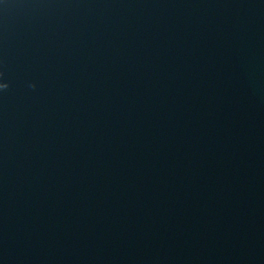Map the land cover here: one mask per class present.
<instances>
[{
    "label": "water",
    "instance_id": "obj_1",
    "mask_svg": "<svg viewBox=\"0 0 264 264\" xmlns=\"http://www.w3.org/2000/svg\"><path fill=\"white\" fill-rule=\"evenodd\" d=\"M0 264H264V0H0Z\"/></svg>",
    "mask_w": 264,
    "mask_h": 264
},
{
    "label": "snow or ice",
    "instance_id": "obj_2",
    "mask_svg": "<svg viewBox=\"0 0 264 264\" xmlns=\"http://www.w3.org/2000/svg\"><path fill=\"white\" fill-rule=\"evenodd\" d=\"M8 88V84L3 79V73L0 72V92H3Z\"/></svg>",
    "mask_w": 264,
    "mask_h": 264
}]
</instances>
